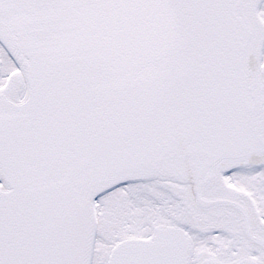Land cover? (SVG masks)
<instances>
[{
  "label": "snow or ice",
  "instance_id": "obj_1",
  "mask_svg": "<svg viewBox=\"0 0 264 264\" xmlns=\"http://www.w3.org/2000/svg\"><path fill=\"white\" fill-rule=\"evenodd\" d=\"M0 264H264V0H0Z\"/></svg>",
  "mask_w": 264,
  "mask_h": 264
}]
</instances>
